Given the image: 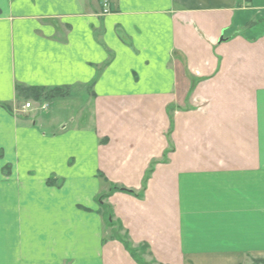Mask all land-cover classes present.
<instances>
[{"label":"crops","instance_id":"1","mask_svg":"<svg viewBox=\"0 0 264 264\" xmlns=\"http://www.w3.org/2000/svg\"><path fill=\"white\" fill-rule=\"evenodd\" d=\"M100 204L157 264L264 259V0H0V264H136Z\"/></svg>","mask_w":264,"mask_h":264},{"label":"trees","instance_id":"2","mask_svg":"<svg viewBox=\"0 0 264 264\" xmlns=\"http://www.w3.org/2000/svg\"><path fill=\"white\" fill-rule=\"evenodd\" d=\"M67 90L68 89H65V88H57V89H52V90H46L44 88H30L27 90L23 89V88L20 89L21 92L25 93V95L28 96L27 98H30L31 100H33L37 103L43 102V101H49V99L51 100V99H55V98L65 97V96H67ZM151 172H152V168H150L146 172V174L143 178L142 188L140 190L141 193L139 195H136L134 192L126 190L124 188H120L117 186H110L109 191L100 197L101 203H103V200L104 201L107 200L108 197L114 193H124V194H128V195H132V196L141 198L142 197L141 194L143 193V190H145L146 182H147L148 178L150 177ZM107 209H110V207H108L106 205H101L99 213H101V211H105ZM112 215H113L112 212H110L109 216H108V218H110V221H107V228L110 229L111 227H113L114 229L117 228L118 230L123 231V233L125 235V239L118 238L116 236V234H114V232H113V235L111 236V239H114V240L118 241L119 243H121L123 245L124 249L126 250V252L129 253V255L136 262V264H148L145 260H142L144 258L140 259V258H137L135 256V253L133 252V250L135 251V249L132 248V244L130 243V240H128L129 238H128L127 232L123 230L122 226L118 222H116V223L111 222V219L113 218ZM111 230H112V228H111ZM141 247L143 248V251H146L148 249L147 245H142ZM147 255H149L148 251H147ZM254 262H255V264H264V260L254 261ZM151 264H156V263H154V261L152 260Z\"/></svg>","mask_w":264,"mask_h":264},{"label":"rangeland","instance_id":"3","mask_svg":"<svg viewBox=\"0 0 264 264\" xmlns=\"http://www.w3.org/2000/svg\"><path fill=\"white\" fill-rule=\"evenodd\" d=\"M29 99V98H28ZM25 100V103H24V105L25 104H27V103H29L30 105H31V109L32 108H34V105H35V103L33 104L31 101H28V102H26L27 100L26 99H24ZM23 105V106H24ZM59 105V104H58ZM39 106H41V108H43V105L42 104H38L36 107L38 108ZM29 110V109H28ZM59 111L61 110V108H59L58 109ZM61 113V112H60ZM65 112H64V110L62 111V114L61 115H63ZM106 201V200H105ZM104 200H103V203L105 202ZM105 205V204H104ZM107 206V205H106ZM109 207V206H108ZM111 212V209H107V210H105V211H103V213H102V216L101 217H103V220L105 221L104 222V226H105V229H106V237L107 238H109V237H111L112 235H113V232H114V234H116V236L118 237V238H122V239H125V235H124V233H123V231H120V230H118L117 228H113V227H111L112 228V230H111V228H110V232H111V234H110V232L109 231H107V230H109V229H107V221H109V218H108V216H109V213ZM111 222H114L113 220L111 221ZM129 238V237H128ZM129 240V239H128ZM131 243V242H130ZM132 248L133 249H135V251L133 250V252L135 253V256L137 257V258H140V259H142V258H144V259H142V260H145V261H147V263L148 264H151V262H152V260H148V258L149 257H151V254H150V251H148L149 250V248L146 250V251H143V248L141 247V246H138V247H133L132 246ZM131 248V249H132ZM147 251H148V253H149V255H147ZM261 260H264V259H261ZM261 260H256V259H252V258H250L249 259V261H248V264H255V262L254 261H261ZM154 261V260H153ZM154 263H155V261H154ZM157 264V263H156Z\"/></svg>","mask_w":264,"mask_h":264},{"label":"built area","instance_id":"4","mask_svg":"<svg viewBox=\"0 0 264 264\" xmlns=\"http://www.w3.org/2000/svg\"><path fill=\"white\" fill-rule=\"evenodd\" d=\"M26 110L30 109L31 108V105L29 103L25 104L24 107H23Z\"/></svg>","mask_w":264,"mask_h":264}]
</instances>
